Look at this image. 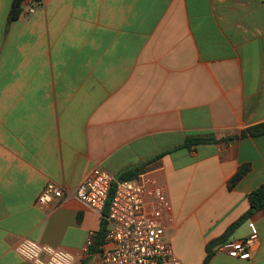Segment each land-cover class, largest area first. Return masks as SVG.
<instances>
[{"label": "crops", "instance_id": "0c3cea01", "mask_svg": "<svg viewBox=\"0 0 264 264\" xmlns=\"http://www.w3.org/2000/svg\"><path fill=\"white\" fill-rule=\"evenodd\" d=\"M11 1L0 0V264H32L14 251L24 238L94 264L106 209L74 191L96 166L154 170L173 255L203 264L264 182V132L241 137L264 124V0H26L9 21ZM204 136L231 139L180 148ZM49 181L65 194L40 208ZM251 233L250 258L217 245L206 264H264V211L225 241Z\"/></svg>", "mask_w": 264, "mask_h": 264}, {"label": "built area", "instance_id": "2783aa9c", "mask_svg": "<svg viewBox=\"0 0 264 264\" xmlns=\"http://www.w3.org/2000/svg\"><path fill=\"white\" fill-rule=\"evenodd\" d=\"M28 12H33L29 9ZM154 170H145L135 179L120 180L96 166L91 169L74 191V197L89 208L106 209L107 228L94 264H182L173 255L165 228L170 216V202L165 184L153 179ZM65 189L55 182H47L36 198L40 208L56 204ZM93 243L90 234L84 253ZM260 243L257 233L245 238L225 241L217 246L230 256L248 259ZM32 264H74L75 255L21 239L14 250Z\"/></svg>", "mask_w": 264, "mask_h": 264}, {"label": "trees", "instance_id": "16d2710c", "mask_svg": "<svg viewBox=\"0 0 264 264\" xmlns=\"http://www.w3.org/2000/svg\"><path fill=\"white\" fill-rule=\"evenodd\" d=\"M26 0H12L11 1V7L8 16V20H16L20 17L22 14L21 11H23V4ZM32 3H40L41 0H28ZM264 132V124L256 125L254 127H251L247 129L246 131L241 133V137H244L246 135H256ZM231 138H225V139H216L212 136H204V137H190L185 140V142L180 146V148H186L189 149L191 146H195L198 144H205V143H215L219 141H228ZM139 167H131L128 169H125L120 175L117 177V179L120 180H131L136 178V173H138ZM245 170L240 169L238 173L234 175V177L229 181V186H233L244 174ZM247 200L249 204V209L242 214L234 223H232L227 230L224 232V234L219 237L218 239H215L211 241L206 246V256L204 259L203 264H206L208 261V258H210V255H212V248L225 242L227 236H229L240 224H242L246 219H248L254 212L256 211H264V182L260 184L258 187L253 189L250 193L247 195ZM104 215L106 216V210L104 211ZM106 223V222H105ZM102 226V230L98 233L97 237V243L96 247L98 250V247L103 243L105 232H106V225Z\"/></svg>", "mask_w": 264, "mask_h": 264}, {"label": "rangeland", "instance_id": "374dc122", "mask_svg": "<svg viewBox=\"0 0 264 264\" xmlns=\"http://www.w3.org/2000/svg\"><path fill=\"white\" fill-rule=\"evenodd\" d=\"M175 248V242L173 241L172 242V249H174Z\"/></svg>", "mask_w": 264, "mask_h": 264}]
</instances>
